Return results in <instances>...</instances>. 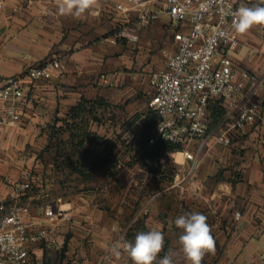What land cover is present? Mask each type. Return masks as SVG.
I'll list each match as a JSON object with an SVG mask.
<instances>
[{"label": "crops", "instance_id": "obj_1", "mask_svg": "<svg viewBox=\"0 0 264 264\" xmlns=\"http://www.w3.org/2000/svg\"><path fill=\"white\" fill-rule=\"evenodd\" d=\"M149 1L156 10L164 7L165 0ZM126 2L99 0L96 8L75 19L58 14V0H0V81L23 75L33 67L59 63L51 80L26 84L27 96L17 109L19 122L0 127V202L10 204L20 185L37 175L40 180L46 173L45 180L53 188L50 198L34 196L32 200L37 205L49 202L56 211H63L68 220L48 225L58 244L44 251L39 264H131L126 255L119 259L111 255V244L121 235L133 240L137 232L150 228L165 235L162 257L169 248H178L182 230L176 228L174 219L191 211L207 217L215 240V251L206 254L202 264H264V131L247 128L237 134L232 144L249 138L261 140L260 147L250 153L237 149L227 150L228 154L224 151L223 167L214 171L202 173L197 169L199 156L191 170V173L197 170L196 180L191 184L177 183V166L176 171L163 159L176 156L183 163L193 164L184 153H193L191 146H197V141L189 148L165 151L159 159L158 176L152 170L154 160L138 157L145 169L141 181L134 177L139 162L131 163L130 153L118 166L116 177L99 170L90 181H84L75 172L82 151L69 132L58 131L65 123L80 121L72 117L74 108L90 104L96 109L95 116L102 120L91 121L90 125L91 148L95 147L97 152H102V146L93 140L94 135L112 140L119 136L129 144L139 125L137 117L125 123L117 111L120 101L109 100L101 91L104 84L108 87H117L124 81L131 84L132 78L118 72L115 59L125 61L129 68L128 48L143 46L147 32L154 30L153 26L139 25L134 10L128 13L117 10L118 5ZM161 19L155 22L157 30L168 29V19L165 16ZM119 28L131 29L138 35V41H115L114 34ZM175 31L174 26L168 29L172 53L176 49ZM253 41L251 31L240 35L241 47L235 62L263 79L264 52L259 53L251 46ZM153 74L150 73L148 82ZM214 109L221 110L215 107L208 112L210 129H216L224 117H215L219 111ZM62 141L67 159L57 157ZM172 171L174 175L169 182L165 177ZM148 201L151 202L147 214ZM42 212L38 208L35 215L40 217ZM179 261L187 264L182 256Z\"/></svg>", "mask_w": 264, "mask_h": 264}, {"label": "built area", "instance_id": "obj_2", "mask_svg": "<svg viewBox=\"0 0 264 264\" xmlns=\"http://www.w3.org/2000/svg\"><path fill=\"white\" fill-rule=\"evenodd\" d=\"M241 6V0H165L160 11L149 0H127L116 7L122 13L134 10L139 25H151L165 16L176 28L175 51L149 81L148 108L159 117L149 144L189 148L197 141L194 153H184L193 167L211 144L230 147L247 128L264 131V78L235 62L241 34L231 27V13ZM260 34L264 42V28L260 27ZM121 39L136 43L138 35L119 28L114 40ZM58 69L59 63L53 61L1 80L0 127L19 122L17 109L27 96L26 84L49 81ZM215 107L225 113L218 127L210 129L208 112ZM32 189V182L20 185L14 200L0 211V264H39L44 251L58 244L48 225L68 217L49 202L37 205L28 196ZM38 208L43 211L40 217L35 215Z\"/></svg>", "mask_w": 264, "mask_h": 264}, {"label": "rangeland", "instance_id": "obj_3", "mask_svg": "<svg viewBox=\"0 0 264 264\" xmlns=\"http://www.w3.org/2000/svg\"><path fill=\"white\" fill-rule=\"evenodd\" d=\"M241 1L244 5L255 3V0ZM154 25L155 23L148 26V28L153 26L154 30L150 29L147 32L148 36L145 38V43H143V46L145 45V47L138 44L134 46L130 45V48H128V60L129 62H131V66H129V68H127L125 61L115 59V63H117V67L119 68L118 72L122 71L125 76L132 78L131 84L127 83V81H124L118 84L117 87H108L106 86V84H104V86H101L103 87L101 88V91L104 97H107L109 100L114 101L115 103H119L118 101H120L121 104L118 105H120L121 107H119L117 111L120 117L125 119V123L131 121L134 117L136 118L139 115L150 113V110L148 109V101L151 96V90L148 84L149 75L150 73H156L163 70L166 65L168 56L172 53V36L169 34L168 29H172L173 26L169 23V21H166L168 29L164 28V30H157L159 26ZM250 31L253 34V40L255 41L250 42V45L256 48L259 53L264 52L262 50L264 42L260 34V27H255ZM122 49L125 51L126 47ZM97 83H100L99 80L97 81ZM116 89H118V91H114ZM136 129L138 128H135V130ZM242 141L243 143L232 144L230 147L211 144L209 147L205 148L199 155L200 165L197 169H200L202 173H207L209 170L214 171V169L223 167L225 156L224 151H226V154H228L229 152L227 150L231 151L237 149L239 151L243 150L250 153L251 150H256L260 147L261 140L259 141L257 139L247 138ZM38 143L39 142H37L36 144ZM34 148L39 149V147L37 146H32V149ZM196 148L197 146H195L194 144L191 146V150H193V153L196 151ZM163 160L165 164H167L169 167H174L176 171L177 166L179 174V177L176 179L177 183L187 182L186 184H191L193 182V179L196 180L195 174L197 170L191 173L193 164L188 162L183 163V159L180 157L176 158V156H165ZM131 163H138L135 165V179L137 181L143 180L145 169L142 166V161L138 160L136 161V163L134 161H131ZM152 166V169L159 170V161L152 162ZM212 168L213 170H211ZM6 206H8V203L6 204L0 202V211L3 208H6Z\"/></svg>", "mask_w": 264, "mask_h": 264}, {"label": "clouds", "instance_id": "obj_4", "mask_svg": "<svg viewBox=\"0 0 264 264\" xmlns=\"http://www.w3.org/2000/svg\"><path fill=\"white\" fill-rule=\"evenodd\" d=\"M99 5V0H58L60 16L83 18ZM231 27L237 34H247L255 27L264 28V0H255L231 13ZM174 225L182 230L178 237V248L164 252L165 235L157 228L139 231L133 240L121 235L110 248L111 255L119 259L126 255L131 264H180L182 256L187 264H202L206 254L215 251V240L207 217L196 211L185 212L174 219Z\"/></svg>", "mask_w": 264, "mask_h": 264}, {"label": "trees", "instance_id": "obj_5", "mask_svg": "<svg viewBox=\"0 0 264 264\" xmlns=\"http://www.w3.org/2000/svg\"><path fill=\"white\" fill-rule=\"evenodd\" d=\"M95 110V107L90 106V104L79 105L74 108L71 113L73 119H78L80 121H76L73 124L65 123L64 126L58 130L59 134L69 132L73 143L76 142V146L81 149L82 154L77 160L75 172L79 174L84 181H90L99 170H105L111 177H116L118 174V166L124 156L129 155V153V158L135 163V160H138V157L159 161L161 155L165 151L175 152L181 147L166 142H157L154 145L149 144V140L159 122V117L150 110V113L143 114V117H137V119L140 120L137 127L138 129L135 130L134 138L129 144L123 142L119 136L112 140L94 135L93 140L98 146H102V152H97L95 147L91 148V141L89 139L92 135L90 132L91 121L98 123L102 121L95 116ZM214 111L218 112L219 110L214 109ZM224 113L225 111L221 109L215 117H221ZM75 138H78V141H76ZM63 146V141L58 144L59 150L57 152V157L67 159ZM133 151L134 155L132 154ZM152 170L156 176L160 174V168L159 170ZM173 175V171L169 172L168 176L165 178H168V181L170 182L172 180L170 176ZM45 176L46 173H43L42 176H40V180L38 179V175L36 179L34 178V180H30L33 184V189L29 191V197L41 196L45 199L50 198L53 188L51 186L49 187L45 180Z\"/></svg>", "mask_w": 264, "mask_h": 264}]
</instances>
